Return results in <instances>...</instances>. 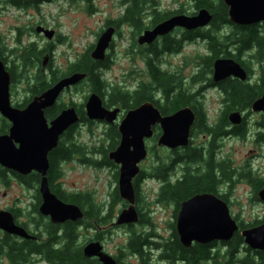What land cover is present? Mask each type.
Segmentation results:
<instances>
[{
    "label": "rangeland",
    "instance_id": "obj_1",
    "mask_svg": "<svg viewBox=\"0 0 264 264\" xmlns=\"http://www.w3.org/2000/svg\"><path fill=\"white\" fill-rule=\"evenodd\" d=\"M155 1L158 3L160 15L177 11L191 15L197 11L193 0ZM124 3L125 0H52L50 3H39L23 11L6 2H0V57L1 59L4 57L7 68L11 69L12 74L15 75L10 85L12 105L14 107L22 105L26 99L31 97L29 95H32V85L41 80L49 81L52 72L66 75L73 63L91 52L108 22L117 23L119 28L117 33L115 31L106 51L107 68L101 72L103 80L110 88L120 89V91L129 90V92L136 90L141 83L150 84L151 78L146 59L149 48L152 46L138 45L137 39L145 29L151 26L150 22L155 18V15L150 12L151 7L147 6L143 14L138 13L137 19L140 20H138L140 28H136L130 22L123 20L128 9L127 4ZM37 26H44L55 31L58 40L55 41L54 37L53 40L48 41L44 36L36 34ZM210 29V27L203 28L201 32L206 33ZM229 31V28L222 27L219 36L223 37ZM161 43L162 41L154 44L159 48ZM30 46H33L32 49L38 55L31 57L34 59L30 64L24 65L21 56ZM47 46H53L51 49L52 61L51 63L47 62L46 68L42 71L41 61L47 54L45 49ZM224 50L222 47L221 51ZM210 54L208 43L196 40L192 43H185L180 52H162L156 62L161 70L177 75L181 80L182 87L195 94L193 104L196 109L199 108L208 126L216 127L220 122L218 120L223 118L228 104L224 102L225 93L219 88L207 85L208 81H212V74H205L199 83L191 82V78L203 69L201 58L208 57ZM219 58L224 57L220 54ZM241 60L249 67L247 83L254 85L259 79L258 64L249 59L247 54H243ZM108 93L109 89L103 96L105 101L108 99ZM90 94L92 91L89 82L84 81L61 95L56 106L73 105L85 114L84 104ZM154 97L155 100H160V93L155 92ZM160 105H163V102H160ZM114 107L120 109L115 125L97 120L79 122L78 127L74 130V144L81 148L84 155H72L68 161L60 163L58 169L62 177L55 182V185L60 184V189L66 193L88 195L95 208L102 209L101 215L108 212L109 206L112 204L111 195L117 188L115 175L118 173V166L114 164V167L98 166L97 163H101L103 160L102 154L96 150L108 148L109 140L106 137L108 128L110 126L117 127L128 111L119 106ZM240 112L245 117V135L243 137L226 134L215 138L210 133L195 130L192 143L194 148L202 150L205 156L206 151L211 147L214 150L216 162H228L227 170L231 179L219 182L215 190L220 195L228 194L225 199L234 220L245 226L253 227L256 222L264 221V203L257 199L249 181L241 178L240 175L250 172L251 178H264V139H258V134L264 132V128L259 126V124L262 125L260 113L251 112L249 109L240 110ZM227 126L231 125L228 123ZM223 128L222 130L225 131ZM146 146L148 151L150 149L151 151L147 159L140 164L145 178L138 183L137 199L139 202L136 203V208L141 217L148 220V223H137L130 230L123 226L113 225L110 234L105 237L102 244L104 250L114 256H119L120 253L127 255L129 239L134 234L148 242L163 243L171 236L170 227L175 223V205L172 202H157L161 184L159 180L152 177L154 167L161 162H170L175 158V155L167 148H158L155 140L147 141ZM184 150L185 148H182L177 153L181 155ZM199 166L201 172L203 163L201 162ZM183 168V164L175 163L169 172L170 180L181 178ZM0 169L3 168L0 167ZM232 170L235 172L233 176ZM5 174L3 181L6 184H0L1 209L11 206V202L16 197L35 195V188L29 191L11 175ZM3 193H6L5 197H3ZM24 200L22 198L20 204L23 209H25V204L29 203ZM123 208L121 204H115L112 210L113 217H116ZM26 211L29 212L28 208ZM94 233L95 231L90 228L78 230L75 245L79 247L87 243ZM221 244L216 243L215 248L212 249V254H217L219 262H223L226 251V247ZM244 248L247 247L244 245L239 249L237 259L245 258L247 253ZM253 252L251 251L252 258L255 257ZM155 255L158 256L159 252L157 251ZM236 261L232 264H239ZM253 261L254 264L259 263L256 259Z\"/></svg>",
    "mask_w": 264,
    "mask_h": 264
},
{
    "label": "water",
    "instance_id": "obj_2",
    "mask_svg": "<svg viewBox=\"0 0 264 264\" xmlns=\"http://www.w3.org/2000/svg\"><path fill=\"white\" fill-rule=\"evenodd\" d=\"M228 9L230 23L237 26H251L264 23V0H222ZM212 15L206 9L196 14L177 15L158 23L152 29L145 30L138 37V45H152L158 38L169 35L175 28L187 31L208 27ZM37 34H43L51 41L54 32L41 26L36 27ZM114 27L105 29L89 56L93 61L103 62L106 51L114 35ZM47 56L41 61L42 71L47 65ZM212 81L218 83L228 78L245 82L248 74L240 63L231 58H217L212 63ZM85 73L75 72L59 79L40 95L32 97L25 108L13 107L10 102L11 77L0 60V116L10 123L9 133L0 136V166L20 176L36 173L40 176L38 191L42 202L39 212L49 217L54 224L67 221L77 222L84 218L83 211L74 204L64 203L54 195L49 187L47 173L49 154L57 147L60 136L80 118L73 107L62 110L54 119L48 121L45 111L54 106L60 95L86 79ZM85 117L89 121H104L113 125L120 113L119 108L108 109L101 98L92 93L84 105ZM251 112L262 115L264 126V93L250 106ZM229 124L239 126L242 123L240 111L227 115ZM195 120L192 108L186 106L162 115L152 102H145L128 110L120 120L117 130L120 135L118 146L107 153V159L118 166L117 191L126 207L117 215L115 226L133 225L139 220L136 209V192L133 180L140 174V164L148 157L146 141L153 138L156 127L159 135L157 147L169 150L186 148L190 142V131ZM256 196L264 203V187ZM0 230L27 237L25 231L15 225L9 212L0 211ZM175 232L179 243L185 249L193 244L208 245L213 242H229L239 233L247 248L264 252V222L247 229L239 228L231 217L226 202L210 193L195 194L182 201L175 219ZM85 259L96 258L100 264H118L103 251L100 242H89L82 248Z\"/></svg>",
    "mask_w": 264,
    "mask_h": 264
},
{
    "label": "trees",
    "instance_id": "obj_3",
    "mask_svg": "<svg viewBox=\"0 0 264 264\" xmlns=\"http://www.w3.org/2000/svg\"><path fill=\"white\" fill-rule=\"evenodd\" d=\"M147 2L148 0H135L134 7L127 10L124 16V21L130 22L136 28H140V22L137 20L139 13L137 10H140L139 6L141 4H146ZM193 2L196 10L206 9L212 15V21L209 25L211 29L208 32L203 33L200 30L190 32V39L192 41L202 40L207 42L208 50L211 53L208 57L201 58V67L203 69L191 78V82L193 84L201 82L205 74L212 73V63L215 59L220 57V54L223 55L224 58H231L240 63L248 73L250 71L248 65H246L247 63L241 60V56L243 54H247L249 59L257 63L259 66V79L254 85H250L249 82H240L236 79L225 80L222 85V89L226 95L224 102H227L228 104L226 105L227 107L224 113L223 121L216 127H210L205 123V119L202 116L203 114L200 113L199 108L196 109L195 104H193L195 94L188 92L182 87L180 78H178L177 75L169 74L161 70L157 65L156 60L162 52L176 53L180 50V42L175 39L166 38L161 43L159 48L156 47V44L149 48L146 65L151 78V83H141L140 86L132 92H129V90L120 91V89L110 88V86L103 80L101 74L102 70L107 68L106 60L104 62L92 61L89 53L79 59V61L73 63L67 74L75 72L85 73L87 75L85 81L89 82L92 93L97 94L101 98L105 108L119 106L123 110H130L138 107L142 103L152 102L159 109L162 115H168L180 108L188 106L200 115V122L198 123L196 130L210 133L215 138L228 134V132L222 130L223 127L225 128L228 125V113L231 111L249 109L251 104L264 93V23L251 26H237L230 23L227 14L228 9L222 0H193ZM162 20L163 18L158 19L157 22ZM222 27H227L230 31L227 35L220 37L219 31ZM32 47L33 46L28 47L29 49L21 56L24 65L30 64L32 59H34L31 57H36L38 55L34 52ZM222 47L225 49L223 52L221 51ZM63 76L65 75L53 72L49 81L41 80L33 84L31 92H33L34 95L41 94V92ZM12 77L14 78L15 75L12 74ZM108 89V99L105 101L103 96ZM155 92L160 93V100H155ZM160 102H163V105H160ZM61 110L62 106H55L48 109L45 112V117L48 120L52 119L57 116ZM79 112L81 122H86L87 119L84 112L82 110H79ZM221 131L222 134H220ZM233 131H236L234 135L241 137L245 135V130L242 126L235 127ZM157 136L158 128L156 129L155 138ZM106 137L109 140L108 148L106 150H102L101 148L96 150V152L102 154L103 160L101 163H97V165L114 167L113 163L107 159V153L114 150L118 146L120 135L117 131V127L110 126L107 130ZM263 137L264 135H258L259 140H262ZM151 141L154 140L152 139ZM150 151L151 149L149 152ZM206 152L205 156L202 150L193 148L192 150L184 151L181 155L179 153H175V158L170 162H161L158 166L152 169V177L159 180L161 184L157 196V202H172L175 205L174 220L182 201L197 193L210 192L216 194L215 188L217 184L219 182L230 181L231 179L227 170V168H229V165L227 164L228 162H216L213 149H211V147ZM72 155L82 156L84 154L78 146H75L74 148H64L62 144H60V146H58L49 155L47 180L50 189L62 201L77 205L83 211L84 216L87 218V223L85 225L86 228L95 225L102 226L107 223L111 216L113 218V206L115 204H121L125 207V203L119 199L117 188H115L113 194L111 195L112 204H110L108 209L110 216L106 218L101 215V208H95L88 195L66 193L60 189L59 184L55 185V182L62 177V174L58 169V165L64 161H68ZM203 156H205V158H203ZM201 162L203 163V169L200 172L199 164ZM175 163L184 165L183 175L181 178L171 181L169 172L172 170ZM5 173V170L0 169V179L2 180V184L5 182L3 181L6 175ZM250 174V172H245L241 174L240 177L248 180L249 184L253 187L254 192L257 193V191L264 187V178H251ZM117 177L118 173L115 175L116 180ZM16 178L23 181L27 186L35 189L40 181V176L36 173H31L26 177L16 176ZM144 178L145 175L142 172L135 180L136 203L139 202V199H137L138 183L143 181ZM220 198L226 202L223 197ZM140 223H148V220L141 217ZM260 223L261 222H256L254 226ZM238 224L240 229L251 227L250 225L245 226L242 223ZM71 227L66 228L64 232L63 239L65 246L62 253H60V256L63 259L62 264H89L90 261L82 257L81 248L75 245L77 236ZM170 229L171 236L168 240H165L163 243L156 244L157 248L160 249V259L162 261H171L175 257H181L182 259L187 260L189 264H232L235 263L237 259L239 249L244 247L243 239L238 233H236L229 242L221 244L226 247V251L223 262H219L217 261V254H212V249L215 248L216 243L208 245L195 244L191 248L185 249L179 243L178 236L175 232V223L171 224ZM146 242L147 241L134 234L130 237L127 249L129 251L139 252L142 248H144V243ZM244 249L247 253L245 258L241 260L237 259L236 262H239V264H254L253 260L256 259L259 261L258 264H264V252L254 251L253 253L255 254V257L252 258L251 251L248 248ZM47 252L49 260H52L51 256L54 257V255H58L57 252H53L51 249H47Z\"/></svg>",
    "mask_w": 264,
    "mask_h": 264
},
{
    "label": "flooded vegetation",
    "instance_id": "obj_4",
    "mask_svg": "<svg viewBox=\"0 0 264 264\" xmlns=\"http://www.w3.org/2000/svg\"><path fill=\"white\" fill-rule=\"evenodd\" d=\"M51 1L52 0H0V2H6L9 5H12L14 8H17V9L23 10V11L30 8V7H34L35 5H37L39 3H50ZM134 1L135 0H125L124 4H127L128 9L129 8L132 9L134 7ZM147 6L151 7L150 12L152 13V15H155V18H153L150 22L151 26L149 27V29H152L154 26H156L159 23V22H157L158 19L163 18V20L160 21V22H163V21H165V20H167L173 16L186 15V14H182L181 13L182 11H177V12H174L171 14L164 13L163 15H160V13H159L160 11L157 7L158 3L155 0H148V2L146 4H141L139 6L140 10H137V11L141 12L143 14L144 10L146 9ZM127 10H126V12H127ZM126 12H125V14H126ZM191 15H193V14H191ZM188 16H190V15H188ZM123 20H124V17H123ZM137 20H139V18ZM42 27H44V26H42ZM107 27H114L116 33L118 32L119 26L115 22H108L106 24V28ZM45 29H47V28H45ZM53 32H54L53 38L55 37L54 40L57 41L58 40L57 34L55 31H53ZM190 32H192V31H186V30H183L180 28H176L169 35L158 38L156 40V42H160V41L163 42L166 38L175 39V40L180 42V47H181L180 50H181L185 43H188V42L192 43L193 42L190 39ZM175 33H179V34H175ZM38 35L43 36V34H41V33ZM152 45H154V44H152ZM152 45H150V46H152ZM52 47L53 46H47L45 48L47 50V54L45 56H47V59L49 58V60H47V62H49V63H51V61H52V58H51ZM180 50L178 52H180ZM0 60L4 64L5 70H7L8 73L10 74L11 82H12V80H13L12 72L13 71L11 69L9 70V68H7L6 60L4 59V57H2V59L0 57ZM48 69H50V67H48ZM212 73H213V68H212ZM224 82H225V80L218 82V83H214L213 81H208L207 85L209 87L219 88V90H221L223 92L222 85ZM51 86H49L48 88H50ZM73 88L74 87H72L71 89H73ZM47 89H45V90H47ZM64 93H62L61 95H63ZM31 94L32 95H29V97L31 96L29 99H26L22 105H19L16 107L19 109L25 108L26 105L32 99V97L36 96L33 94V92H31ZM61 95L58 98V100L61 98ZM11 96H12V94H11V90H10V101H11ZM58 100H57V102H58ZM57 102L54 104L53 107L56 106ZM11 104H12V101H11ZM53 107H51V108H53ZM68 107H73L76 110V112L80 118L79 122H81L79 108L75 107L73 105H68V106L62 105V110H64L65 108H68ZM193 111L195 113V120H194V123H193V125L191 127V131H190L189 145H188V147L185 148L184 151L192 150L194 148L193 143H192L193 133L197 129V125L200 122L199 113L196 112L195 110H193ZM55 117H53L52 119H54ZM52 119H49V121ZM222 121H223V118L221 117L218 120L219 124H221ZM79 122L74 124L73 126L69 127L60 136L57 147L60 146V144H62V146L64 148H66V147L67 148H74L76 146L74 144V133H75L74 130L76 129V127H78ZM239 126H242V127L245 126V117L244 116L242 118V123ZM259 126H261V125L259 124ZM234 127L235 126H233V127L232 126H226L225 127V131L228 132V136L234 135V133L236 132V131H233L235 129ZM226 128H227V130H226ZM9 129H10V123L6 119L5 120H4V118L2 119V117L0 116V136L1 135H7L9 133ZM156 129H157V127H156ZM156 129H155V131H156ZM220 134H222V131ZM258 135H264V132H262ZM156 139H157V137L153 138V140H155V141H156ZM263 139H264V137H263ZM179 150H181V149L173 150L172 153L175 154V153L179 152ZM6 173L8 175H11V177L13 179L17 180L20 183V185L24 186L27 190L30 191L32 189L31 187L27 186L23 181L16 178V176H20V175H17L13 172H8V171H6ZM234 173L235 172L232 170V176ZM20 177H25V176H20ZM0 184L5 185L6 182H4V184H2L0 182ZM34 192H35L34 196L16 197L13 200V202H11V206H8V207L3 208V209L0 208V211L1 210L6 211V212H9L11 214L14 224L19 226L20 228H22L25 231L26 236H27V237H20V236L10 235V234H7V233L3 232L2 230H0V264H39L40 262L43 264H62L63 259L60 256L61 255L60 253H62L63 248L65 246V242H64L63 237H64V232H65L66 228H69L72 226L71 228L75 231L76 236H77L78 230H80L82 228H86L85 225L87 223V218L85 216L82 220H79L75 223L70 222V221H67L64 223H59V224L52 223L49 217H45V216L41 215L39 212V206L42 202V199H41V196H40L39 191H38V185H37V188L34 190ZM203 193H210V192H203ZM215 193L216 194H214V193H210V194H213L218 198L223 197L224 199L225 198L227 199V196H228L227 193L220 195L216 192V190H215ZM53 194L56 195L55 193H53ZM197 194H201V193H197ZM5 195H6V193H3V197H5ZM22 198L25 199L24 202H26V203L29 201V203L27 205L25 204V209H23V207L20 206V204L22 203V201H21ZM58 199H60V198H58ZM64 203H67V202H64ZM26 208H28L29 212L26 211ZM137 212L139 215L138 223L140 224L141 214L139 213L138 209H137ZM108 216H110V214L108 212H106L103 215V217H106V218ZM115 221H116V217L112 218V216H111L109 218V220L107 221V223L102 225V226L95 225V226L88 227L90 229H93L95 231V233H94L93 237L88 240L87 243H89V242H100V244L103 246V244H102L103 240L105 239L106 236H108L110 234V229L112 228L113 223ZM108 223H109V225H107ZM132 226L133 225H123L124 228H128L129 230L131 229ZM119 227H122V226H119ZM129 241H130V239H129ZM87 243H84L83 245L79 246V248H81V253H82V248ZM144 244H145L144 248H142L141 251H139V252L127 250L128 253L126 256L124 253L123 254L120 253L119 256L111 255L104 250V247H103V251L105 253L109 254L110 256H112L118 264H189L187 260L182 259L181 257H175L171 261H167V260L162 261L160 259V254H161L160 249L157 248L156 243L147 241ZM145 247H146V249H145ZM47 249H51V251L57 252L58 255H54V257L51 256L52 260H49ZM157 251L159 252L158 256L155 255ZM81 255L83 257V253ZM87 260L90 261L89 264H100L96 258L87 259Z\"/></svg>",
    "mask_w": 264,
    "mask_h": 264
}]
</instances>
